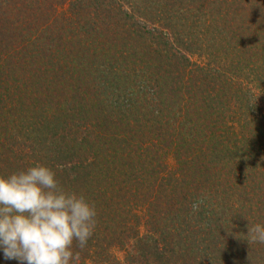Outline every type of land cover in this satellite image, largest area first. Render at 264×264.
<instances>
[{"label": "trees", "instance_id": "1", "mask_svg": "<svg viewBox=\"0 0 264 264\" xmlns=\"http://www.w3.org/2000/svg\"><path fill=\"white\" fill-rule=\"evenodd\" d=\"M37 164L79 264H264V0H0V175Z\"/></svg>", "mask_w": 264, "mask_h": 264}, {"label": "clouds", "instance_id": "2", "mask_svg": "<svg viewBox=\"0 0 264 264\" xmlns=\"http://www.w3.org/2000/svg\"><path fill=\"white\" fill-rule=\"evenodd\" d=\"M97 217L95 203L67 191L46 165L0 175V248L8 259L79 264L78 250L87 247ZM247 234L251 243L264 244V224L248 226Z\"/></svg>", "mask_w": 264, "mask_h": 264}, {"label": "rangeland", "instance_id": "3", "mask_svg": "<svg viewBox=\"0 0 264 264\" xmlns=\"http://www.w3.org/2000/svg\"><path fill=\"white\" fill-rule=\"evenodd\" d=\"M154 26H156V25H154ZM159 28V27H158ZM193 59V58H192Z\"/></svg>", "mask_w": 264, "mask_h": 264}]
</instances>
